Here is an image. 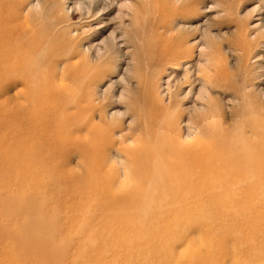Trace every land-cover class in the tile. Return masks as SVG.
<instances>
[{"label":"bare ground","instance_id":"6f19581e","mask_svg":"<svg viewBox=\"0 0 264 264\" xmlns=\"http://www.w3.org/2000/svg\"><path fill=\"white\" fill-rule=\"evenodd\" d=\"M204 1H135L144 15L143 26L141 21H137L140 28L133 26L135 44L143 50L133 55L172 69L190 61L194 45L189 37L195 32L175 30L174 22L196 19ZM23 3L0 0V94L7 95L0 100V132L4 131L0 166L14 173L21 185L34 174L37 186L46 181L58 188L59 195H54V205L52 198L32 203L30 193L11 192L9 198H0V264L213 262L214 251L229 246V220L238 218L243 220L245 234L240 246L234 243V261L262 264L264 101L259 95L234 89L243 96L239 113H232L238 124L228 128L221 100L209 93L205 112L190 117L194 132L184 137L179 129L182 100L178 95H170L166 103L139 81L135 90L126 87L125 114L110 117L108 110L116 102L112 91L96 101L85 85L98 82L102 63L111 60L112 46L108 44L95 61L76 49L86 35L65 40L69 45L75 41L73 47L56 46L48 40L56 31L39 24L36 13H23ZM228 7L222 9L226 12ZM59 19L70 17L56 16L54 27ZM241 25L239 38L230 43L240 51L233 73L220 43L209 36L208 64L201 77L210 91L225 94L233 88L232 80L241 81V86L253 85L259 77L246 66L248 57L264 43V33L251 39L245 24ZM77 55L80 58L73 60ZM126 117L135 120L123 132ZM117 129L121 131L118 140L113 136ZM114 150L122 157L118 167L109 155ZM63 195L69 203L62 200ZM83 198L94 203L84 205ZM239 203L245 204L240 211L227 208ZM22 206L28 207L21 211ZM48 206L51 210L46 211ZM220 217L227 223L215 228L213 218ZM184 223L198 235L187 240L186 234L175 237L174 230ZM216 236L223 241L216 242ZM223 256L227 257L226 251Z\"/></svg>","mask_w":264,"mask_h":264},{"label":"rangeland","instance_id":"374dc122","mask_svg":"<svg viewBox=\"0 0 264 264\" xmlns=\"http://www.w3.org/2000/svg\"><path fill=\"white\" fill-rule=\"evenodd\" d=\"M135 1L137 0H24L22 11L25 14L28 12L36 13L39 24L42 23L44 26L54 29L51 30L52 32L56 31L57 35L48 37L49 42L56 46L67 44L73 47L76 44L75 41L70 42L69 45L65 40L69 37L74 38L79 33L88 36L76 49L78 48L81 53L83 52L89 60H97L98 57L105 54L108 44L112 46L111 60L109 63H102L103 67L98 82L94 84L87 83L85 85V88L96 98V101L103 98L109 91H112L113 100L116 102L108 110L110 117L113 114H125L126 104L123 103L122 99L128 93L126 87L135 90L139 81L145 87L154 90V98L158 93V96L160 95L166 103L169 102L170 95H178V98L182 100V115L179 120V129L184 134V137H188L194 132L195 128L190 124V117L197 112H205L206 99L209 97V93H213V95L221 100L222 108L226 111L224 126L228 128L230 126H237V119L232 116V113L233 111H238L237 113H239L241 109L239 105L242 102L243 94L238 90H234L235 88L254 90L259 95L258 99L260 97L264 101V43L260 45V50L255 55L251 54L248 57L247 69L259 75L253 85L241 86V81L236 82V79H234L231 81L234 84V86H231L233 88H230L225 94H218L210 91L211 87L201 77L202 69L208 64V53L211 47L209 36L220 43L226 65L230 68L231 73L234 72L240 63L238 59L240 51L231 48L230 43L239 38V31H241L242 27L241 23L245 24L247 35L251 39H255L258 35L264 33V0H224V2L221 0H205L199 6L201 14L196 19L194 18L191 22L176 20L174 22L175 30L184 28L195 32V34L189 37V44L194 45L190 61L176 66V69H172L169 65L165 67L162 64H157L154 62L155 60L139 55L143 48L138 44L136 47L135 42L138 39L134 23L138 26L137 21H141L140 26L142 27L144 15L141 8L135 7ZM181 1L183 0H175L177 3ZM224 5L226 7L229 6L226 8V10L228 9L226 12L222 9V7L225 8ZM92 12H94V16L90 17ZM63 14L68 15L70 20L59 19V22L54 27L56 23L55 17H61ZM84 15L88 16V18H84ZM79 50H77L78 54H80ZM135 52L139 54L137 56L133 55ZM213 55L215 59H219V55L215 50H213ZM79 58L80 55H77L73 60H78ZM223 58L221 60L225 63ZM105 69L109 72H103ZM133 76L134 78L132 79ZM74 86L78 87L76 84ZM16 90L14 89V91ZM12 92L11 94H13ZM6 96V94H0V100H3ZM250 99L255 100L254 97ZM171 111L177 113L178 109L172 108ZM134 120L133 117L125 118L121 124L123 132L127 130L130 124H133ZM0 134H4V131L0 132ZM113 136L118 140L121 136V131L117 129ZM109 155L117 162L118 167V163L122 161V157L116 153V150L109 153ZM114 160H111V162H114ZM33 175H29L27 184L21 185L20 182L15 181L17 178H15L14 173L5 171L1 167L0 182L5 180L8 184L4 183V181L0 184V191H2L0 192V198H9L11 192L16 196H24L25 193H30L34 194L31 200L32 203H36L44 198L47 200L52 198V204L54 205L56 202L55 197L59 195L58 188L49 186L43 180L42 182L40 181V188L36 185ZM37 190H41V194L38 193L37 195ZM36 196H38V200ZM65 199L69 203L66 195H63L62 200ZM90 203H94L93 200L90 202L88 198H83L84 205H89ZM240 204L242 203L238 205L230 204L227 208L233 211H240L245 207L244 203L239 207ZM22 207L21 211H24L28 206ZM47 210H51V206H48ZM22 215L17 222L19 225H21L19 222L24 220V215ZM224 219L225 217L213 218L212 225L218 228V223H227V220ZM228 224L227 233L232 235H229L230 237L227 238L229 246L227 248H217L219 250L214 251L216 259L213 262L199 264H246L244 261H234V257L232 256V254L234 255V243L240 246V242L242 243L244 239L243 220L242 218L229 220ZM174 234L175 237L186 234V240L190 236L195 237L198 235L186 223L180 225L178 230H174ZM186 240L180 242L179 245L181 246L186 243ZM215 241L222 242L223 239L220 236H216ZM224 251H226L227 257L223 256Z\"/></svg>","mask_w":264,"mask_h":264}]
</instances>
